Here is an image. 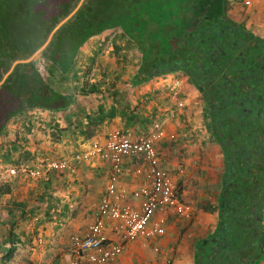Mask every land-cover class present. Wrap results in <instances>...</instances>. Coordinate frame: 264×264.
I'll use <instances>...</instances> for the list:
<instances>
[{
  "label": "crops",
  "instance_id": "0c3cea01",
  "mask_svg": "<svg viewBox=\"0 0 264 264\" xmlns=\"http://www.w3.org/2000/svg\"><path fill=\"white\" fill-rule=\"evenodd\" d=\"M227 13L264 37V0H228ZM118 34L116 29L110 45H105L100 34L91 36L77 59L82 81L103 82L101 92L74 95L63 86L73 97L69 106L29 108L14 115L0 134V153L16 149L12 162L0 160V264H70L71 238L86 233L94 220L109 173L106 160L98 156L79 160L75 155L87 152L94 141L104 142L116 128L138 137L155 124L160 126L158 164L172 175L188 213L180 216L170 209L157 211L151 225L159 224L163 232L123 241L122 253L104 264H194L199 241L215 231L224 163L220 146L207 127L201 93L179 71L134 83L139 67L133 60L140 54L137 49L116 51L115 43L127 45V39ZM43 60L45 73L38 63L37 67L47 75V60ZM118 93L135 113L152 120L125 126L126 117L118 112L100 125L88 118L97 114L101 105L111 110L118 103ZM53 160L68 161L70 166L50 167ZM122 165L119 186L126 201L140 207L133 192L147 185L150 164L141 156H127ZM9 222L14 224L17 239L10 258L2 262L10 248L2 234ZM116 223L107 221L104 232L119 242L121 236L112 228ZM258 264H264V256Z\"/></svg>",
  "mask_w": 264,
  "mask_h": 264
},
{
  "label": "trees",
  "instance_id": "16d2710c",
  "mask_svg": "<svg viewBox=\"0 0 264 264\" xmlns=\"http://www.w3.org/2000/svg\"><path fill=\"white\" fill-rule=\"evenodd\" d=\"M79 2L0 0V80L18 61L0 84V134L29 108L69 106L73 97L63 86L74 95L101 92L103 82L82 81L77 59L91 36L119 29L127 45L114 49L140 54L134 83L176 71L187 76L201 93L207 127L223 155L218 223L199 241L194 264H258L264 256V37L229 17L228 0H84L43 50L48 74L37 60L23 62ZM118 96L111 110L101 105L88 118L100 125L118 112L125 126L152 120ZM10 150L0 160L12 162L16 149ZM8 225L2 262L17 239L13 222Z\"/></svg>",
  "mask_w": 264,
  "mask_h": 264
},
{
  "label": "built area",
  "instance_id": "2783aa9c",
  "mask_svg": "<svg viewBox=\"0 0 264 264\" xmlns=\"http://www.w3.org/2000/svg\"><path fill=\"white\" fill-rule=\"evenodd\" d=\"M162 137L158 124L138 137H132L121 129H113L104 142L94 141L89 150L75 155L77 159L100 157L109 164L106 193L99 202L94 220L83 235H74L70 252V264H104L114 261L123 251V241L149 237L162 233L159 224L151 220L159 210L168 209L180 216H186L187 205L180 199L177 186L168 170L158 164L156 143ZM127 156H141L150 164L147 185L135 190L133 197L140 199V207L126 201L119 183L123 174V160ZM50 167L67 168L68 161H50ZM38 173V172H37ZM117 221L112 226L119 233L121 241L116 242L105 234L107 221ZM42 264V263H39Z\"/></svg>",
  "mask_w": 264,
  "mask_h": 264
},
{
  "label": "water",
  "instance_id": "95a60500",
  "mask_svg": "<svg viewBox=\"0 0 264 264\" xmlns=\"http://www.w3.org/2000/svg\"><path fill=\"white\" fill-rule=\"evenodd\" d=\"M84 0H80V2L78 3V5L66 16L64 17L63 19H61L57 24L56 26L53 28V30L51 31V33L48 35L47 39H46V42L33 54L31 55L28 59H24L22 60L23 62H29V61H34V60H38L39 58H41L42 56V53H43V50L47 47V45L49 44L50 42V37L56 32V30H58L66 21L69 20V18H71L76 10L80 7L81 3L83 2ZM18 61L14 62L12 65H11V68L6 72V74L3 76V78L0 80V84L4 81V79L10 74V72L13 70L14 66L16 65Z\"/></svg>",
  "mask_w": 264,
  "mask_h": 264
},
{
  "label": "rangeland",
  "instance_id": "374dc122",
  "mask_svg": "<svg viewBox=\"0 0 264 264\" xmlns=\"http://www.w3.org/2000/svg\"><path fill=\"white\" fill-rule=\"evenodd\" d=\"M116 33V29L114 30H108V31H104L103 33H101L100 34V37H104L105 39V45H110V39H111V37H112V35L113 34H115ZM135 53H136V55H137V52L136 51H134V55H135ZM138 61V58H136V57H134V60H133V63H134V66H136V62ZM37 63H38V66L41 68V70L45 73V68H44V66H45V61L43 60V58L41 57L40 59H38V61H37Z\"/></svg>",
  "mask_w": 264,
  "mask_h": 264
}]
</instances>
